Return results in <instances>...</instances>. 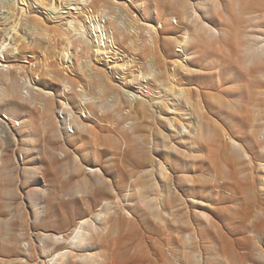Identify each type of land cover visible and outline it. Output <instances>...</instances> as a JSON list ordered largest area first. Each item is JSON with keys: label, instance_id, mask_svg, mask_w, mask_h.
<instances>
[{"label": "rangeland", "instance_id": "1", "mask_svg": "<svg viewBox=\"0 0 264 264\" xmlns=\"http://www.w3.org/2000/svg\"><path fill=\"white\" fill-rule=\"evenodd\" d=\"M43 1L46 4L47 0ZM55 1L56 6L58 4L56 11L40 5L39 7L33 0H27V6L26 4L23 6L24 10H19L18 16L21 19L28 17L30 20H40L42 22L40 27L43 30L26 34L21 31L23 32L21 34L25 36V41L20 44V53L9 56V58L6 57L5 64L9 65L15 83L21 90L27 87L24 83L28 84L30 80L32 84L35 82L37 87L53 93L55 114L58 120L63 122L61 104L68 101L73 108L75 107L77 100L73 91L75 89L79 91V88L84 85L88 90V82L85 77L89 76V72L87 75H85V71L80 73L75 56L71 54V47L65 51L63 60L58 55L61 47L65 44H63L65 37L60 36L61 32L68 28L69 21L78 20L88 25L87 16L100 17L104 14L97 11L94 2L89 5L92 0H89L88 9L83 10H68L64 1ZM113 2L117 6L125 5L129 14L133 16L131 19L137 21L135 26L137 33L132 38L130 37L131 42L124 34H121L125 37L124 39L121 36L118 37V41H115L114 32L110 38H107L106 49L102 53L97 54V50H94L92 55L89 54V59L88 57L83 60L80 58V62L85 64L87 60H90L89 68L109 75L108 77L113 80H111L112 86L115 85V90L119 93L118 99L124 105L128 100L132 103L138 114L139 124L143 122L140 114L142 104H144L143 109L147 110L145 112L147 120L144 123L148 128L139 129L144 141L132 139L128 135V143L125 147L121 135L114 128L113 123H119L116 118L115 121L112 118H100V112L96 113L97 119L88 114L85 117L83 110V113L76 112L88 125V132H81L74 128L75 134H69V130H67V135L62 132V138H60L62 140H55L44 134L39 114L31 104L19 103L16 99L3 103L0 106V128H5L6 123L9 130L0 129L8 133L0 136V161L6 162L9 171L0 173V264H62L61 260L57 263L51 261L55 255L54 247L47 239H44V236L60 233L79 220L81 214L86 212L83 201L91 198L92 193L86 191L82 195H77L75 184L83 178L90 179L92 180L90 182L95 184L93 182L95 173L90 169L99 167L94 159L95 143L100 145L97 147L96 154L99 156L103 170L108 172H105L106 180L114 186L117 185L116 164L118 165L120 162L126 167L125 186L123 185L120 197L115 199V194L108 189L105 190L112 211H115V208L121 214L133 211L127 200H124L129 185L133 184L129 172L135 175L142 165L148 166L147 170L153 166L151 168L155 171L158 170L160 161L166 162L167 150L163 148V136L167 138L166 141L169 145L183 142L182 139L176 137V129H171L166 122L168 119L176 121L180 118L175 107L186 109L185 107L181 108L182 106L176 102L172 94L169 95L171 88L189 89L194 92L202 90L210 117L220 119L223 126L234 132L238 142L251 136L248 131L249 123L246 121L238 120L233 126L227 125L226 107L221 105L222 101L233 102L242 114H248L251 109L254 86L249 84L245 75L239 74L241 69L235 52H232L229 57H201L199 61L198 58L196 60L195 57H192L194 56L192 51L183 52L177 47L175 48L173 44L166 45L161 37L159 43L164 48L170 47V49L167 50L165 60L163 59L158 65V74L152 56L144 49V44H147L146 48H149L148 45L150 46L149 41L145 42V39L149 40V34L142 29L146 26V28L155 26L158 29L154 12L157 8L163 16L173 14L170 2L165 0H113ZM141 3L144 8L142 12L137 8ZM229 7L228 0H223V9L226 13L229 12ZM61 8L63 9L61 10ZM107 19L108 17L101 19V24ZM246 25L244 22H236L231 28L237 29L242 26L241 28L244 29L243 26ZM4 26L5 23L1 21L0 28ZM90 29L89 27V31L87 29L83 34V39L96 45V33H92ZM181 29L182 27L179 26L176 30L170 31L169 35L163 37L179 40L182 34ZM97 34L99 40L106 38L105 34L100 31ZM69 37H73L70 39L72 41L77 36L73 32ZM223 44L224 42H222ZM211 55L214 53L212 52ZM212 59L216 62H212ZM148 65L153 72L157 73L155 76L159 77L161 81L147 84V80L150 81L151 76L141 77L143 70L149 73ZM196 65H199V68ZM200 66H206V69H200ZM207 67L212 68L210 70ZM259 68L264 73V65ZM1 69L3 68L0 67ZM199 70H203V72H199ZM198 75L204 76L206 79H195ZM231 79L232 82H230ZM259 80L264 82L263 79L259 78ZM67 81L72 87L71 91H68L67 88L64 89ZM198 82L205 83V88L202 85V89H199L196 84ZM259 87L264 90L261 85ZM262 99L264 96L260 100ZM115 100L116 97L111 95L109 101ZM260 105L264 110V104L261 102ZM184 120L193 127L195 126L194 120L190 117L186 116ZM24 122L25 127L23 126ZM238 131L243 134H239ZM159 132L163 135H160ZM68 137L71 138V141L69 140L67 148H64L62 141L65 138L67 141ZM113 150H115V158L112 156ZM227 150L228 146L223 137V142L218 147L210 149L204 146L200 149L192 166L181 169L174 159L168 162L169 166L166 165L168 175L170 174L175 182L181 178H189L194 182L196 191L193 195L187 193L188 201L195 198L198 205L205 207L209 203V197L224 198L220 203H215L210 207V210L213 211V220L216 222V225L210 227H205L197 218L199 209L190 207L187 210V216L191 217L197 228L203 231L202 248L205 251L200 255L199 264H211L213 253L210 247L212 243L225 244L221 253L223 257L232 261L238 259L242 254L240 245L231 246L227 235L228 226L222 222V219L225 218L226 213L234 214L235 211L244 207L243 201H230L225 191H221L217 195L215 188L217 184H221L219 179L222 178L221 172H224V166L231 164ZM249 150L253 153L251 157L257 161L259 158L255 153L256 149ZM114 159L115 169L112 168ZM76 166H79L80 170ZM256 174L263 176L264 171H256ZM155 176L159 179L157 173ZM138 225L137 229L133 228L131 231L130 240H125L121 244V248L117 247L121 251L122 258L140 256L151 260L157 259L158 254L154 250H157L161 245H164V253H166L165 247L169 243H172L174 248L182 245L183 233H178L172 225L168 224L162 229L152 220L143 221ZM31 248L33 253L29 254ZM177 252L181 253V250L177 249ZM57 259L58 257L55 258V261ZM244 264L251 263L245 262Z\"/></svg>", "mask_w": 264, "mask_h": 264}, {"label": "bare ground", "instance_id": "2", "mask_svg": "<svg viewBox=\"0 0 264 264\" xmlns=\"http://www.w3.org/2000/svg\"><path fill=\"white\" fill-rule=\"evenodd\" d=\"M33 1L38 6H44L52 11L57 10L58 4L56 6L55 0H47L46 4L43 0ZM62 1L65 2L64 5L68 10L88 9V6L94 2L97 11L104 14L100 17L87 16L88 25L78 20L69 21L68 28L60 35L65 37L64 40L62 39L65 44L61 47L58 55L63 60L65 51L71 47V54L75 56L80 73L85 71V75H87L89 72V76L85 77L88 82V90L84 85L79 88V91L76 89L73 91L77 100L74 108L68 101L61 104L64 121L60 122L55 114L53 93L37 87L35 82L32 84L30 80L28 84L24 83L27 87L22 90L17 86L9 65L5 64L6 57L9 58V56L20 53V44L25 41V36L21 31H24V34L34 33L37 30L38 32L42 31L43 29L40 27L42 22L30 20L28 17L21 19L18 16L19 10H24L25 4L27 6V0H0V22L5 23V26L0 28V67L3 68L0 70V106L12 99H16L19 103L31 104L39 114L44 134L55 140L62 138V132L67 135V130H69V134H75L74 128L81 132H88V125L76 112L83 110L85 117L88 114L97 119L96 113L100 112V118H112L114 121L116 118L119 123H113L114 128L121 135L125 147L128 143V135L132 139L144 141L143 135L139 131V129L148 128L144 123L147 120L145 113L147 110L143 109L144 104H142L140 114L143 122L139 124L138 114L132 103L128 100L124 105L118 99L119 93L115 90V85L112 86V79L108 77L109 75L89 68L90 60H87L85 64L80 62V58L81 60L87 57L89 59V54L92 55L94 50H97V54L102 53L106 49L107 38H110L114 32L115 41H118V37L123 36L121 34H124L126 38H132L137 33V28H135L137 21L131 19L133 16L129 14L125 5H114L113 0H92L90 3L89 0ZM165 1L170 2L173 14L163 16L156 8L154 13L158 29L155 26L150 28H146V26L142 29L149 34V40L145 39V42L149 41L150 46L148 45L149 48H146L147 44H144V49L152 56L157 73L159 74L158 65L163 59L165 60L167 50L170 49V47L164 48L159 43L161 37L166 45L173 44L175 48L177 47L183 52L192 51L194 55L192 57H195L196 60L198 58L199 61L201 57H229L232 52H235L241 69L239 74L245 75L249 84L254 86L251 109L248 114H242L233 102L222 101L221 105L226 107L227 125L233 126L238 120L246 121L249 123L248 131L251 136L238 142L234 132L223 126L220 119L210 117L202 90L194 92L189 89L171 88L169 95L172 94L176 102L182 106L181 108L185 107L186 109L175 107L176 113L178 111V115L183 119L178 118L176 121L168 119L166 122L171 129H176V137L182 139L183 142L169 145L166 141L167 138L163 136V148L167 150L166 162L160 161L158 170L155 171L151 168L153 166L147 170L148 166L142 165L135 175L129 172L133 184L129 185L124 200H127L133 211L122 214L116 208L115 211H112L105 190L108 189L115 194V199L120 197L123 185L125 186L126 167L120 162L118 165L116 164L117 185L114 186L106 180L105 174L108 172L101 166L99 156L96 154L99 144L95 143L94 159L100 167L90 168L95 173V181H93L95 184L87 178H83L75 184L77 195L91 191L92 196L83 201L86 212L81 214L79 220L58 234L44 236V239H47L54 247L55 255L51 261L57 263L61 260L62 264H199L200 255L205 251L202 248L203 231L199 230L192 218L187 216V210L190 207L199 209L197 218L205 227H210L216 225L210 207L215 203H220L224 198L209 197V203L205 207L198 205L195 198L188 201L187 193L193 195L196 191L194 182L189 178H181L175 182L172 176L168 175L166 165L174 159L181 169L192 166L200 149L204 146L210 149L218 147L224 137L231 164L224 166V172H221L222 178L219 179L221 184H217L215 188L217 195L221 191H225L230 201H243L244 207L235 211L234 214L226 213L225 218L222 219V222L228 226L227 235L231 246L240 245L242 254L238 259L232 261L223 257L221 253L225 244L212 243L210 247L213 253L211 264H244L245 262L264 264V175L256 174V171H264V110L260 105L261 102L264 104V99L260 100L264 96V90L259 87V85L264 87V82L259 80L260 78L264 81V73L259 68L264 65V0H228L230 5L228 13L223 9V0ZM137 8L142 12L144 10L143 3L139 4ZM58 12L61 13L60 10ZM104 17H108V19L101 24L100 21ZM236 22H244L247 25L243 26L244 29L241 28L242 26L232 29L231 26ZM179 26L182 27L179 40L163 37L169 35L170 31L176 30ZM89 27L92 33H96V45L83 39V34L87 29L89 31ZM98 31L104 33L106 38L99 40ZM73 32L77 37L70 41L73 37L69 36ZM147 33L146 35H148ZM125 37L123 36V39ZM130 41L132 42V39ZM222 42H224L223 45ZM212 52L214 55H211ZM212 62L216 61L212 59ZM200 67V69H206V66ZM148 68L149 73L143 70L141 76L142 78L151 76L150 81L147 80V84L161 81L159 77L155 76L157 73L153 72L149 65ZM207 68L211 70L212 67ZM199 72H203V70H199ZM195 79L204 80L206 77L198 75ZM232 81L231 79L230 82ZM196 84L199 89H202V85L205 88L206 85L200 82ZM66 88L68 91L72 90L68 81L64 85V89ZM111 95L116 97L113 102L109 101ZM220 109L219 112L222 110ZM186 116L194 120V127L184 120ZM5 117L8 119L7 116ZM23 126L25 127V122ZM238 133L243 134L241 131ZM3 134L7 135L8 133L0 130V136ZM159 134L163 135L161 132ZM69 140L71 141L69 137L67 141L66 138L63 139L64 148H67ZM253 148L256 149L255 153L259 158L257 161L251 157L253 153L249 149ZM112 156L115 158V150H113ZM0 167V173L9 171L6 162L0 161ZM76 168L80 170L79 166ZM112 168L115 169V159ZM155 173L158 174L159 179ZM151 220L162 229L169 224L174 226L178 233H183L182 245L174 248L172 243H169L165 247L166 253H164V245H161L157 250H154L158 254L157 259L151 260L140 256L122 258L121 251L117 247L121 248V244L125 240H130L131 231L133 228L137 229L138 224ZM177 249L181 250V253H178ZM28 253L32 254L33 249H29ZM108 253L110 255H107ZM57 257L58 259L55 261Z\"/></svg>", "mask_w": 264, "mask_h": 264}, {"label": "built area", "instance_id": "3", "mask_svg": "<svg viewBox=\"0 0 264 264\" xmlns=\"http://www.w3.org/2000/svg\"><path fill=\"white\" fill-rule=\"evenodd\" d=\"M0 129H8V125H6V123H5V128H0Z\"/></svg>", "mask_w": 264, "mask_h": 264}]
</instances>
